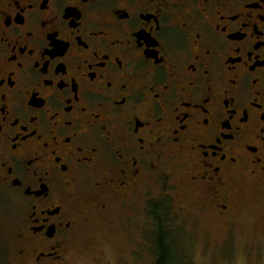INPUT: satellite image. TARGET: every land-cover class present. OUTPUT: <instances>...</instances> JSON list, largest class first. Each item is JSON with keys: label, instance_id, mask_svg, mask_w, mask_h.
I'll use <instances>...</instances> for the list:
<instances>
[{"label": "flooded vegetation", "instance_id": "af4514ba", "mask_svg": "<svg viewBox=\"0 0 264 264\" xmlns=\"http://www.w3.org/2000/svg\"><path fill=\"white\" fill-rule=\"evenodd\" d=\"M170 189L264 197V0H0V264H90V218L155 234Z\"/></svg>", "mask_w": 264, "mask_h": 264}, {"label": "rangeland", "instance_id": "374dc122", "mask_svg": "<svg viewBox=\"0 0 264 264\" xmlns=\"http://www.w3.org/2000/svg\"><path fill=\"white\" fill-rule=\"evenodd\" d=\"M153 191L148 188V192ZM244 191L229 224L211 220L208 211L202 213L190 205L185 209L192 203L188 191L170 189L168 195L158 198L157 202L165 199L169 204L168 228L179 263L264 264V197ZM140 203L90 218L78 239L89 250L85 258L90 264H153V233L138 227L140 218L145 220ZM10 217L8 211H0L1 236L8 240L13 224Z\"/></svg>", "mask_w": 264, "mask_h": 264}, {"label": "trees", "instance_id": "16d2710c", "mask_svg": "<svg viewBox=\"0 0 264 264\" xmlns=\"http://www.w3.org/2000/svg\"><path fill=\"white\" fill-rule=\"evenodd\" d=\"M157 223V231L153 234L154 262L153 264H182L176 258L172 231L168 228L169 208L167 200L157 202V205L150 213Z\"/></svg>", "mask_w": 264, "mask_h": 264}]
</instances>
